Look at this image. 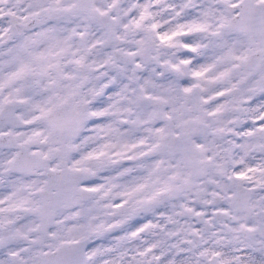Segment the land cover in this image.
<instances>
[{
    "label": "snow or ice",
    "instance_id": "snow-or-ice-1",
    "mask_svg": "<svg viewBox=\"0 0 264 264\" xmlns=\"http://www.w3.org/2000/svg\"><path fill=\"white\" fill-rule=\"evenodd\" d=\"M0 264H264V0H0Z\"/></svg>",
    "mask_w": 264,
    "mask_h": 264
}]
</instances>
